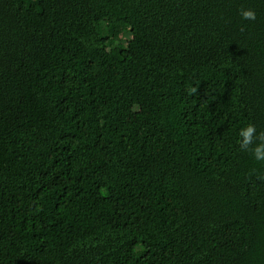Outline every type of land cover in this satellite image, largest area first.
Returning a JSON list of instances; mask_svg holds the SVG:
<instances>
[{"label": "trees", "instance_id": "16d2710c", "mask_svg": "<svg viewBox=\"0 0 264 264\" xmlns=\"http://www.w3.org/2000/svg\"><path fill=\"white\" fill-rule=\"evenodd\" d=\"M249 124L264 0H0V264H264Z\"/></svg>", "mask_w": 264, "mask_h": 264}, {"label": "clouds", "instance_id": "9594fccd", "mask_svg": "<svg viewBox=\"0 0 264 264\" xmlns=\"http://www.w3.org/2000/svg\"><path fill=\"white\" fill-rule=\"evenodd\" d=\"M240 16L241 19L245 21L256 20V13L251 9H241ZM193 91H195V89H193ZM239 135L241 137V149L244 151H250L256 161L264 162V132L257 133L256 127L249 124L241 129ZM253 145L255 146L253 147Z\"/></svg>", "mask_w": 264, "mask_h": 264}]
</instances>
